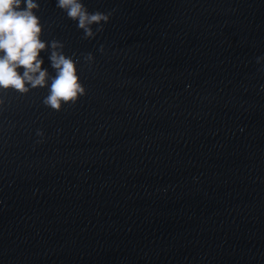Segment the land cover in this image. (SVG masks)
Wrapping results in <instances>:
<instances>
[{
    "label": "water",
    "instance_id": "1",
    "mask_svg": "<svg viewBox=\"0 0 264 264\" xmlns=\"http://www.w3.org/2000/svg\"><path fill=\"white\" fill-rule=\"evenodd\" d=\"M83 2L37 14L86 95L0 92V264H264V0Z\"/></svg>",
    "mask_w": 264,
    "mask_h": 264
},
{
    "label": "clouds",
    "instance_id": "2",
    "mask_svg": "<svg viewBox=\"0 0 264 264\" xmlns=\"http://www.w3.org/2000/svg\"><path fill=\"white\" fill-rule=\"evenodd\" d=\"M40 7V0H0V92L25 94L42 88L46 93L43 105L59 111L62 105L85 96L86 88L75 54H67L62 41L43 38L44 25L37 14ZM55 7L75 23L83 39L96 37L111 17L110 12L89 11L83 0H55ZM97 50L102 52L103 44ZM255 59L264 71V54ZM83 60L92 63L94 56L88 52ZM3 103L0 96V105ZM36 135L40 138L37 143L42 142L43 130L36 129Z\"/></svg>",
    "mask_w": 264,
    "mask_h": 264
}]
</instances>
